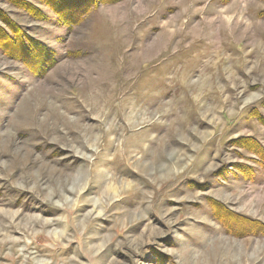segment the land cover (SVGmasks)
<instances>
[{
  "label": "rangeland",
  "instance_id": "rangeland-1",
  "mask_svg": "<svg viewBox=\"0 0 264 264\" xmlns=\"http://www.w3.org/2000/svg\"><path fill=\"white\" fill-rule=\"evenodd\" d=\"M88 2L0 0V264H264V0Z\"/></svg>",
  "mask_w": 264,
  "mask_h": 264
},
{
  "label": "trees",
  "instance_id": "trees-1",
  "mask_svg": "<svg viewBox=\"0 0 264 264\" xmlns=\"http://www.w3.org/2000/svg\"><path fill=\"white\" fill-rule=\"evenodd\" d=\"M88 1L89 2L87 3L86 8H85L86 10L95 7V5L98 4V3L99 4H107L109 2H116L117 0H113V1H109V2H108V0H88ZM79 15H80L79 17H82L83 14L80 13ZM79 17H78V19H79ZM62 21H63L64 24H66L68 26L69 25L71 26V25H75L76 24V21H79V20H73V21L67 22V21H65V20L62 19ZM262 107L264 108V101L262 102ZM259 121L262 123V125H264V118H260ZM245 141H246L245 143L242 142V144H241L242 145V148L243 149H246V150L247 149H250L257 156L259 166L261 167V169L264 172V151L261 148H258V146H257L258 149L255 148L254 145L256 146V144H255V141H253L252 139H248V140L245 139ZM233 219H236V216ZM247 228H248V230L256 231V230L252 229V228H254L253 226H250V227L248 226ZM228 230L230 231V229H228Z\"/></svg>",
  "mask_w": 264,
  "mask_h": 264
},
{
  "label": "bare ground",
  "instance_id": "bare-ground-1",
  "mask_svg": "<svg viewBox=\"0 0 264 264\" xmlns=\"http://www.w3.org/2000/svg\"><path fill=\"white\" fill-rule=\"evenodd\" d=\"M151 166V165H150ZM147 172V171H146ZM107 189H109V190H114V188L113 187H108Z\"/></svg>",
  "mask_w": 264,
  "mask_h": 264
}]
</instances>
